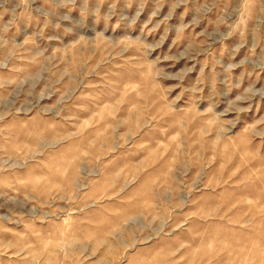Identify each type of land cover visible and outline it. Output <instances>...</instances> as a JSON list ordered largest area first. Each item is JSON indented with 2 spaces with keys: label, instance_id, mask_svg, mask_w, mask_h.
<instances>
[{
  "label": "rangeland",
  "instance_id": "374dc122",
  "mask_svg": "<svg viewBox=\"0 0 264 264\" xmlns=\"http://www.w3.org/2000/svg\"><path fill=\"white\" fill-rule=\"evenodd\" d=\"M0 264H264V0H0Z\"/></svg>",
  "mask_w": 264,
  "mask_h": 264
}]
</instances>
